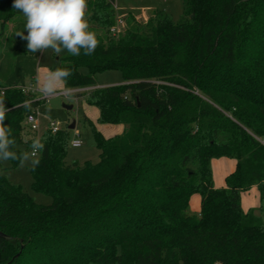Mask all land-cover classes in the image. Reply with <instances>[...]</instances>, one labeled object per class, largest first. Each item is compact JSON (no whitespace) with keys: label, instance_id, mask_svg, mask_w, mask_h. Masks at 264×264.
<instances>
[{"label":"trees","instance_id":"16d2710c","mask_svg":"<svg viewBox=\"0 0 264 264\" xmlns=\"http://www.w3.org/2000/svg\"><path fill=\"white\" fill-rule=\"evenodd\" d=\"M182 2L180 19L156 9L142 23L130 13L112 35L115 0H87L89 30L104 36L92 55L65 50L50 67L71 70L68 88L92 87L85 100L97 123L125 126L106 137L85 116L98 162L66 161L68 127L32 134L26 118L46 98L0 80L13 150L45 141L31 186L52 199L37 201L0 163V232L9 236L0 235V264H264V220L241 205L253 186L264 196V0ZM12 5L0 0L6 75ZM105 70L124 82L96 87ZM221 157L237 165L217 188L212 160ZM194 194L198 215L188 213Z\"/></svg>","mask_w":264,"mask_h":264},{"label":"rangeland","instance_id":"374dc122","mask_svg":"<svg viewBox=\"0 0 264 264\" xmlns=\"http://www.w3.org/2000/svg\"><path fill=\"white\" fill-rule=\"evenodd\" d=\"M115 6L118 18H126L128 14L133 13L142 23L147 22L156 9L170 13L176 20L180 19L184 12L182 0H115ZM24 25L25 18L22 13L18 12V17L13 20L12 24H9L5 31L2 38V60L5 61V64L11 61L13 67L10 75H6V71H1L0 80L6 84H33L36 88L40 89L39 82L48 70H51L50 67L58 62V56L64 51L59 55H56L51 49L37 53L29 52L26 47L27 42L21 40L17 35L24 31ZM91 31L96 33L97 39L98 34L102 37L104 36V30L101 28L91 29ZM96 82V87H103L121 84L124 82V78L122 72L119 70H105L96 75ZM89 90L90 88H84L82 92L77 90L66 94L63 93L64 91H60L55 95L47 97L40 90L38 92L40 97H46V101L38 107L37 117L39 126L35 132H31L32 134L41 136L49 128L51 121L58 124L60 128H66L75 122V127L70 129L69 141L73 138H78L83 143L80 147H73L69 143L66 158L68 163L78 162L79 164H83L87 160L92 162L100 160V150L96 147L92 128L85 120V116L93 120L90 117L92 115L91 108L95 109L97 113L99 112L96 106L86 103L85 94ZM67 106H70V108ZM3 165L5 167V174L12 182L22 185L23 189L37 201L51 203L52 199L50 197L37 193L32 189L30 168L12 167L10 161L3 162ZM236 165V160L231 158L221 157L213 159L214 184L217 188L226 186L227 176L235 170ZM242 204L246 209L253 208L264 219V196H262V192L258 186H254L249 192L243 194ZM200 209L201 196L194 194L190 200L188 213L198 215Z\"/></svg>","mask_w":264,"mask_h":264},{"label":"clouds","instance_id":"9594fccd","mask_svg":"<svg viewBox=\"0 0 264 264\" xmlns=\"http://www.w3.org/2000/svg\"><path fill=\"white\" fill-rule=\"evenodd\" d=\"M13 8L25 18L24 31L17 35L26 41L29 52L37 53L51 49L56 55L67 51L72 56L83 54L90 56L98 46L97 35L89 30L86 17L87 0H13ZM70 69L57 68L48 70L40 83L44 96H52L60 91L71 93L66 87ZM30 105V101H25ZM9 109L0 98V163L9 160L18 161L20 168L34 170L39 164L38 154L45 148V141L40 137L32 140L30 150L14 151L15 140L12 129L5 124Z\"/></svg>","mask_w":264,"mask_h":264},{"label":"built area","instance_id":"2783aa9c","mask_svg":"<svg viewBox=\"0 0 264 264\" xmlns=\"http://www.w3.org/2000/svg\"><path fill=\"white\" fill-rule=\"evenodd\" d=\"M126 25H127V22L125 18L117 17L116 23L110 28L111 34L119 35L121 32L124 31V29L126 28ZM18 87H20L24 92H30V93H36V94H38L39 92V89L36 88L33 84H30V85L19 84ZM63 93L66 94L67 92L64 91ZM42 98H46V97H42ZM25 122L28 128H30L31 130L35 131L38 129L39 122H38L37 115L29 114ZM49 127L53 132H56L58 129H60V126L53 121L50 122ZM82 143L83 142L78 138H73L70 141V144L73 147H80ZM262 143H264V138L262 139Z\"/></svg>","mask_w":264,"mask_h":264},{"label":"crops","instance_id":"0c3cea01","mask_svg":"<svg viewBox=\"0 0 264 264\" xmlns=\"http://www.w3.org/2000/svg\"><path fill=\"white\" fill-rule=\"evenodd\" d=\"M38 83V82H37ZM84 88H92V87H83V88H72V92H75V91H84ZM88 108H91V107H88ZM91 112H92V115L90 116L96 123H97V119L99 117V112L97 113V111L95 109H92L91 108ZM92 120V121H93ZM97 126L98 128L102 131V133L106 136V137H111V136H114L116 134H121L123 131H124V128L125 126L123 124H101V123H97ZM106 131V132H105ZM213 161V160H212ZM214 176V174H213ZM254 187V186H253ZM252 187V188H253ZM251 188V189H252ZM250 189V190H251ZM249 190V191H250ZM247 191V192H249ZM246 193V192H244ZM243 193V194H244ZM243 194H242V197H243ZM241 205H242V208L245 210V211H248L249 209H253V208H249V209H246L243 204H242V199H241ZM264 220V219H263Z\"/></svg>","mask_w":264,"mask_h":264},{"label":"water","instance_id":"95a60500","mask_svg":"<svg viewBox=\"0 0 264 264\" xmlns=\"http://www.w3.org/2000/svg\"><path fill=\"white\" fill-rule=\"evenodd\" d=\"M67 107L70 108V106H67ZM74 127H75V122H73V123H71L70 125H68V128H69V129H73ZM0 235L3 236V237H9V236H7V235L1 233V232H0Z\"/></svg>","mask_w":264,"mask_h":264}]
</instances>
